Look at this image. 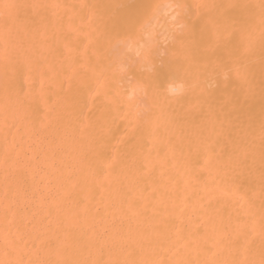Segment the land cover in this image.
Here are the masks:
<instances>
[{"label": "bare ground", "instance_id": "6f19581e", "mask_svg": "<svg viewBox=\"0 0 264 264\" xmlns=\"http://www.w3.org/2000/svg\"><path fill=\"white\" fill-rule=\"evenodd\" d=\"M0 264H264V0H0Z\"/></svg>", "mask_w": 264, "mask_h": 264}]
</instances>
